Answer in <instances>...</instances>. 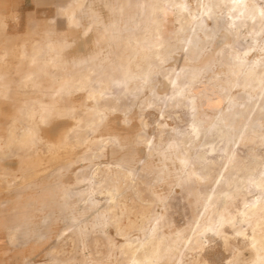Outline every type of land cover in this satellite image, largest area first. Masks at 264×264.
<instances>
[{
  "label": "rangeland",
  "instance_id": "obj_1",
  "mask_svg": "<svg viewBox=\"0 0 264 264\" xmlns=\"http://www.w3.org/2000/svg\"><path fill=\"white\" fill-rule=\"evenodd\" d=\"M145 15L0 0V264H264V20Z\"/></svg>",
  "mask_w": 264,
  "mask_h": 264
},
{
  "label": "bare ground",
  "instance_id": "obj_2",
  "mask_svg": "<svg viewBox=\"0 0 264 264\" xmlns=\"http://www.w3.org/2000/svg\"><path fill=\"white\" fill-rule=\"evenodd\" d=\"M147 2V15L142 18L143 20H151L152 22V32H156V39L153 40L151 37V40L148 42L147 46L144 44V40L146 37L143 35L139 39L133 37H127L126 42L133 43V45L130 47L132 50V58H135L136 56H140L141 59H144L147 55L149 50H152V53L155 51L159 52L160 47L164 44V36L162 31V27L164 26L165 22H167L170 18L175 17L174 21L178 23V29H181L183 25H186L191 28L199 27L200 25L204 24L207 19H211L216 9H220L221 7H224V15L228 18L227 24L229 27L232 25L239 26L246 23H257L262 20H264V9L263 7H260L255 3L254 0H143V2ZM117 7V6H116ZM69 18H72V14H69ZM248 25V24H247ZM135 26H137V23L135 22ZM129 27V26H128ZM241 28V26L239 27ZM132 29V28H131ZM140 29V28H139ZM234 29V28H233ZM232 30V29H231ZM231 32V31H230ZM234 34H236V31H234ZM238 35V34H237ZM154 36V35H153ZM127 45V44H126ZM129 48V49H130ZM137 50L139 52L137 53ZM99 53V52H98ZM122 53V52H121ZM124 54V53H123ZM126 54V53H125ZM100 55V54H99ZM124 56V55H123ZM127 56V55H126ZM126 60V59H125ZM85 61V60H84ZM129 61V60H128ZM126 62L123 67L124 76H126L127 73H132L129 67L130 62ZM132 64V63H130ZM135 64V63H133ZM85 65V63H84ZM136 67H140L141 65L135 64ZM143 66V65H142ZM87 68V67H86ZM113 70V68H112ZM140 71H138V74L143 76V79L146 80L149 76V72L147 71L146 67H140ZM89 69H86L84 73H80L78 77L79 81V88L82 86L84 87L85 82V76L88 74ZM136 71V70H135ZM103 72V71H102ZM106 73V72H105ZM99 74V72H98ZM112 74V73H111ZM104 75V74H103ZM94 76V75H93ZM88 77V75H87ZM100 77V76H99ZM120 77V78H122ZM127 77V76H126ZM129 77V75H128ZM142 78V77H141ZM100 79V78H99ZM130 79V78H128ZM96 80V79H95ZM117 80V79H115ZM121 80V79H120ZM65 81V80H64ZM90 81V80H89ZM104 81V80H103ZM118 81V80H117ZM143 81V80H142ZM119 82V81H118ZM126 82V81H125ZM177 82V81H176ZM246 82L250 84L251 86H255L257 83L253 79L246 78ZM87 83V82H86ZM101 83V82H100ZM113 83V82H112ZM99 84V83H98ZM124 84V83H123ZM78 85V84H77ZM180 85V81L176 83V86ZM65 86V85H64ZM104 86V85H103ZM121 86V85H120ZM125 86V85H124ZM66 87V86H65ZM105 87V86H104ZM106 88V87H105ZM101 91V90H100ZM99 91V92H100ZM95 93L92 92V97L94 100H96V97L93 95ZM101 94V93H100ZM97 95V94H96ZM100 97V96H99ZM46 111V110H44ZM44 113V112H42ZM210 127V126H209ZM197 128V127H195ZM218 128V127H217ZM32 130V129H31ZM27 131V130H26ZM33 131V130H32ZM35 133V131H33ZM25 133V132H24ZM33 133V134H34ZM198 134V133H197ZM30 136V135H29ZM21 137V136H20ZM29 139V138H28ZM213 145V144H212ZM211 150V148H210ZM52 151V150H51ZM54 151V150H53ZM227 158V157H226ZM42 171V170H41ZM193 171V170H192ZM260 197V196H259ZM255 202V201H254ZM250 205V204H249ZM256 208V207H255ZM262 205L259 206L257 209H261ZM252 209V208H251ZM257 209L248 210L250 212H253ZM255 214V213H254ZM248 215V214H247ZM259 215V214H258ZM263 216V215H262ZM242 217V216H241ZM241 219V218H240ZM229 224V223H228ZM232 224V223H231ZM253 229V228H252ZM254 230V229H253ZM252 230V231H253ZM222 234V233H221ZM223 235V234H222ZM159 236V235H158ZM195 236V235H194ZM156 237V236H155ZM250 237V235H249ZM252 238V237H251ZM149 240V239H148ZM158 240V239H157ZM156 240V241H157ZM194 240V239H193ZM155 242V241H154ZM192 242V241H191ZM195 241H193L194 243ZM250 242V241H249ZM150 243V242H149ZM163 243V242H162ZM255 243V242H254ZM154 244V243H153ZM152 244V245H153ZM158 244V243H157ZM164 244V243H163ZM162 244V245H163ZM143 245V244H142ZM141 244L138 246H142ZM151 245V246H152ZM166 245V244H165ZM197 245V244H196ZM137 246V247H138ZM156 247V246H155ZM139 248V247H138ZM153 248V246H152ZM194 248V245H193ZM257 248V247H256ZM162 250V248H160ZM165 249V248H164ZM163 249V252H164ZM189 249V248H188ZM167 250V249H166ZM258 250V249H257ZM260 250V249H259ZM137 251V250H136ZM150 251V249H149ZM159 251V250H158ZM144 252V251H143ZM147 252V251H146ZM151 252V251H150ZM162 252V251H161ZM162 252V253H163ZM170 252V251H169ZM136 253V252H135ZM142 253V252H141ZM165 253V252H164ZM163 253V255H164ZM256 253H258L256 251ZM137 253L136 255L139 256ZM144 254V253H142ZM151 254V253H150ZM259 254V253H258ZM131 255V254H130ZM146 255V254H145ZM155 255H157L155 253ZM154 255V256H155ZM134 256V254H133ZM151 256V255H150ZM257 256V255H256ZM140 257V256H139ZM150 258V257H149ZM163 258V257H162ZM137 259V258H136ZM152 259V258H151ZM154 259V258H153ZM258 259V258H257ZM256 259V260H257ZM261 259V257L259 258ZM264 259V258H263ZM157 260V258H156ZM262 260V259H261ZM261 260L259 261L261 263ZM133 261V260H131ZM143 261V260H142ZM258 261V260H257ZM139 262V261H138ZM137 262V264H138ZM152 262V261H151ZM256 262V261H255Z\"/></svg>",
  "mask_w": 264,
  "mask_h": 264
},
{
  "label": "crops",
  "instance_id": "obj_3",
  "mask_svg": "<svg viewBox=\"0 0 264 264\" xmlns=\"http://www.w3.org/2000/svg\"><path fill=\"white\" fill-rule=\"evenodd\" d=\"M0 47H1V46H0ZM0 49H1V48H0ZM0 109H1V110H3V109H4V107H3V108H1V106H0ZM1 122H2V120L0 119V123H1ZM0 125H1V124H0Z\"/></svg>",
  "mask_w": 264,
  "mask_h": 264
}]
</instances>
